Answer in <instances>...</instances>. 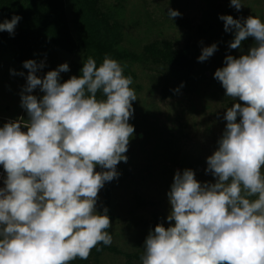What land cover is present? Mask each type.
Returning <instances> with one entry per match:
<instances>
[{
	"label": "clouds",
	"instance_id": "obj_1",
	"mask_svg": "<svg viewBox=\"0 0 264 264\" xmlns=\"http://www.w3.org/2000/svg\"><path fill=\"white\" fill-rule=\"evenodd\" d=\"M167 15L181 13L169 8ZM20 19L3 20L0 31L14 35ZM219 19L226 32L234 30L230 48L239 49L248 37L254 43L247 54L227 55L214 72L233 101L218 146L206 158L215 182L201 183L192 169L175 172L169 224L149 231L141 264H264V21L254 15ZM216 50L215 43L203 47L198 61ZM23 66L21 106L28 120L0 127V264L87 260L101 242L112 243L107 208L98 212L96 204L105 182L119 176L117 165L127 162L135 131L129 123L137 100L133 78L109 56L99 65L88 57L81 75L64 82L67 63L43 78L35 74L43 62L29 59ZM37 87L39 99L31 94Z\"/></svg>",
	"mask_w": 264,
	"mask_h": 264
},
{
	"label": "rangeland",
	"instance_id": "obj_2",
	"mask_svg": "<svg viewBox=\"0 0 264 264\" xmlns=\"http://www.w3.org/2000/svg\"><path fill=\"white\" fill-rule=\"evenodd\" d=\"M9 1L0 11V22L33 10L32 0ZM241 3V9L237 10L230 0H99L98 7L110 29L105 33L106 39L117 44L121 51L140 55L144 44L163 39L178 46L188 43L200 51L215 43L217 50L209 57L210 62L208 59L200 62L187 83L179 78V72L168 67L129 58L117 60L124 67V75L133 78L130 87L137 100L132 102L134 114L129 120L135 131L125 153L127 162L117 165L119 176L112 180L109 228L112 249L91 252L87 260L77 258L69 264H141L136 255L143 252L149 231L157 223L166 227L169 224L166 218L171 206L167 193L175 172L192 169L201 183L215 182V177L205 171L206 158L218 146L226 126L224 114L233 101L225 96V89L214 78V72L224 65L231 51L230 55L239 57L254 43L248 37L250 44L246 48H230L234 30L226 32L219 16L231 15L242 20L254 15L264 21V0H241ZM81 7L84 9V4L79 0L65 2L70 28L74 27L75 19H83L78 15ZM169 8L181 15L170 19ZM209 24L213 29L200 32L199 26L207 28ZM14 51L10 41L0 42V127L9 120H28L21 106L28 69L15 61ZM32 59L37 64L43 62L44 66L35 73L41 78L47 71L67 63L69 71L60 73V82H64L80 73L74 66L78 63L82 67L83 51L68 53L58 46H48V54L39 51ZM164 83L175 91L173 96H162ZM31 94L39 99L43 92L37 87ZM97 98L103 97L97 95ZM100 170L96 166V171ZM3 179L4 170L0 166V187ZM103 188L98 193V212Z\"/></svg>",
	"mask_w": 264,
	"mask_h": 264
},
{
	"label": "trees",
	"instance_id": "obj_3",
	"mask_svg": "<svg viewBox=\"0 0 264 264\" xmlns=\"http://www.w3.org/2000/svg\"><path fill=\"white\" fill-rule=\"evenodd\" d=\"M66 1L70 0H32L31 6L33 10L24 15H19L21 19L16 25L14 35H10L7 31H0V42L8 40L14 47V59L16 62L23 66L24 61L33 60L34 53L41 51L44 54H48V46H58L68 53L82 50V63L86 62L88 57H92L99 65L105 56H109L115 60L129 58L132 61H140L143 64L168 67L173 71L179 72V78L181 80L185 79V83L189 81V75L199 68L201 61H198L197 58L201 51L196 48L192 49V45L188 43L178 46L166 39H163L162 42L151 40L143 45L140 55L126 50L121 51L122 49L117 44L106 39L105 33L109 32L110 29L106 25L107 20L104 19V15L101 14L98 7L99 0H79L84 4V9L81 7L78 11L79 18L82 17L83 19H75L74 21L71 19L74 27L70 28L66 12H64ZM9 2V0H0L1 12ZM205 27L199 26V29L201 28L200 32H208L214 26L209 24L207 28ZM247 40L242 41L241 47L246 48L250 44ZM249 40L252 41V39ZM248 49L249 47L246 48L245 54H247ZM207 59L209 60V58ZM75 65L74 69L78 68L80 70L77 75L79 76L81 75L82 67L78 63ZM165 83H167V80ZM174 94L175 91L170 85L165 84L162 96L170 97ZM97 95L100 96L101 94L98 93ZM236 102L242 103L238 99ZM112 187V181L105 182L99 205V212H103L107 208V215L110 221ZM106 231L109 232V229ZM111 249V246L104 245L101 242L91 252L99 253L103 250ZM142 255L143 252L141 251L140 256L136 255L140 257V261Z\"/></svg>",
	"mask_w": 264,
	"mask_h": 264
}]
</instances>
